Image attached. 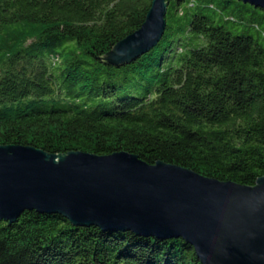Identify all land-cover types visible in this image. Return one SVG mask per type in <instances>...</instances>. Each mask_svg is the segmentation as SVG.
<instances>
[{"label": "trees", "instance_id": "1", "mask_svg": "<svg viewBox=\"0 0 264 264\" xmlns=\"http://www.w3.org/2000/svg\"><path fill=\"white\" fill-rule=\"evenodd\" d=\"M167 1L160 42L118 66L103 58L141 27L153 0H0V145L127 151L256 185L264 177V9ZM0 264L203 263L182 237L26 210L0 221Z\"/></svg>", "mask_w": 264, "mask_h": 264}, {"label": "water", "instance_id": "2", "mask_svg": "<svg viewBox=\"0 0 264 264\" xmlns=\"http://www.w3.org/2000/svg\"><path fill=\"white\" fill-rule=\"evenodd\" d=\"M240 1L264 9V0ZM167 11V0H153L141 27L103 59L119 66L150 51L165 33ZM155 162L127 151L61 155L0 145V221L26 210L59 213L76 225L182 237L203 264H264V177L248 186Z\"/></svg>", "mask_w": 264, "mask_h": 264}, {"label": "rangeland", "instance_id": "3", "mask_svg": "<svg viewBox=\"0 0 264 264\" xmlns=\"http://www.w3.org/2000/svg\"><path fill=\"white\" fill-rule=\"evenodd\" d=\"M249 15H250V12H246V13L243 15V18H244L245 20H247V19H249ZM237 27L239 28V31H241V30H243V28H245L244 25H237ZM167 32H168V30H167Z\"/></svg>", "mask_w": 264, "mask_h": 264}]
</instances>
